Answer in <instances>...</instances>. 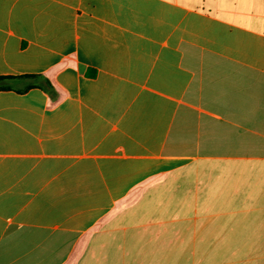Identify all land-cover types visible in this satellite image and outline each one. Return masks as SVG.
Segmentation results:
<instances>
[{"label":"crops","instance_id":"1","mask_svg":"<svg viewBox=\"0 0 264 264\" xmlns=\"http://www.w3.org/2000/svg\"><path fill=\"white\" fill-rule=\"evenodd\" d=\"M0 77V264H264V0H0Z\"/></svg>","mask_w":264,"mask_h":264},{"label":"trees","instance_id":"2","mask_svg":"<svg viewBox=\"0 0 264 264\" xmlns=\"http://www.w3.org/2000/svg\"><path fill=\"white\" fill-rule=\"evenodd\" d=\"M25 78H28L33 82L23 90H18V92H24L30 88H40L50 97L51 102L55 101V97L57 95L55 88L52 83L42 75H27ZM12 78L9 77H0V91H8L12 88L7 85V82Z\"/></svg>","mask_w":264,"mask_h":264}]
</instances>
